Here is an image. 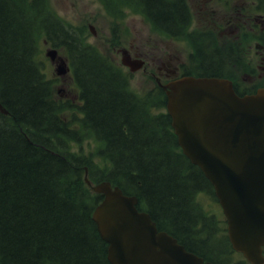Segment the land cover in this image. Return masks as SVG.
<instances>
[{
	"label": "trees",
	"instance_id": "16d2710c",
	"mask_svg": "<svg viewBox=\"0 0 264 264\" xmlns=\"http://www.w3.org/2000/svg\"><path fill=\"white\" fill-rule=\"evenodd\" d=\"M104 2L113 13L127 6L145 14L170 36L190 21L185 0ZM43 36L67 47L82 100L80 130L63 119L36 58ZM0 101L9 110L0 111V264H111L92 216L103 195L85 183L86 167L92 180L137 195L160 229L206 260L248 264L233 260L225 228L204 208L212 184L182 152L170 115L155 113L164 93L133 92L128 75L84 43L47 0H0ZM82 131L102 142L101 165L71 152L70 139L79 141Z\"/></svg>",
	"mask_w": 264,
	"mask_h": 264
},
{
	"label": "water",
	"instance_id": "95a60500",
	"mask_svg": "<svg viewBox=\"0 0 264 264\" xmlns=\"http://www.w3.org/2000/svg\"><path fill=\"white\" fill-rule=\"evenodd\" d=\"M132 71L142 61L120 49ZM55 51L49 54L54 57ZM64 63L58 72H66ZM168 111L183 152L215 187L228 221L233 247L253 264L264 256V88L239 96L230 81L184 77L165 86ZM0 109L8 111L0 103ZM86 182H92L86 175ZM104 194L94 211L112 264H211L165 231L109 181L92 185Z\"/></svg>",
	"mask_w": 264,
	"mask_h": 264
},
{
	"label": "rangeland",
	"instance_id": "374dc122",
	"mask_svg": "<svg viewBox=\"0 0 264 264\" xmlns=\"http://www.w3.org/2000/svg\"><path fill=\"white\" fill-rule=\"evenodd\" d=\"M191 11L190 30L195 27H210L213 32L218 34L221 42L232 41L233 38L224 31V24L220 20L214 24L212 15L198 13L196 0H186ZM218 2L228 1V5H237L242 0H217ZM50 8L59 18L73 27L80 37L87 43L94 45L106 57L110 58L117 66L121 67L124 72L129 74L128 69L121 64V55L116 52L120 46L133 47L136 52H144L154 56L157 53H176L188 60L192 45L187 38H170L158 33L150 22L140 13L134 12L130 8H124L117 14L109 11L103 0H47ZM212 22L211 24H209ZM91 26L95 33L92 32ZM249 37L252 35L250 33ZM46 38H40L38 42L37 58L41 64L45 65L44 69L48 77L51 78L53 85V95L63 104L61 115L65 120L70 121L71 125L81 128V100H79V89L72 78L71 74L64 80L58 78L56 65L46 55V51L53 47ZM63 57L66 56L63 48H57ZM243 60L240 61V64ZM239 64L240 75H243L241 65ZM129 72V73H128ZM130 88L139 94H143L154 88L155 81L150 78L147 72L142 70L129 74ZM68 93V94H67ZM164 111V108L157 109ZM71 152L87 155L92 160L101 165L103 160L98 155L100 143L92 136L85 135L79 141H69ZM203 206L216 215L218 226L224 227V214L222 208L210 195L202 197ZM237 258H240L238 256Z\"/></svg>",
	"mask_w": 264,
	"mask_h": 264
},
{
	"label": "flooded vegetation",
	"instance_id": "af4514ba",
	"mask_svg": "<svg viewBox=\"0 0 264 264\" xmlns=\"http://www.w3.org/2000/svg\"><path fill=\"white\" fill-rule=\"evenodd\" d=\"M198 13L202 16L208 13L213 16L214 24L220 20L224 24V31L233 40L218 42L209 35L210 27H202L201 39L193 40V59L196 60L197 50L202 61L194 67L203 69L204 74L211 76H225L232 78L240 93L255 92L264 87V8L261 9L260 0H242L237 5H228V1L196 0ZM210 22L209 24H211ZM261 25L257 30L254 26ZM252 35L250 38L249 35ZM131 50L135 57L146 59L145 71L159 84L167 83L184 74L191 63L187 59L174 54H148ZM243 60L240 64V61ZM197 61V60H196ZM157 72L151 70L155 67ZM239 64L243 75H240ZM210 69H209V68ZM213 67V69H212ZM262 83V84H261Z\"/></svg>",
	"mask_w": 264,
	"mask_h": 264
}]
</instances>
